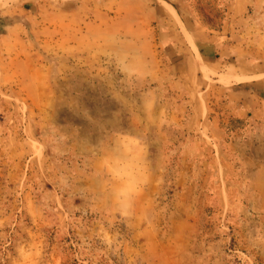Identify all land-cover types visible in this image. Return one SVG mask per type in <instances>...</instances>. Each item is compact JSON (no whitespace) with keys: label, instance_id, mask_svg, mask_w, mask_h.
Instances as JSON below:
<instances>
[{"label":"rangeland","instance_id":"obj_1","mask_svg":"<svg viewBox=\"0 0 264 264\" xmlns=\"http://www.w3.org/2000/svg\"><path fill=\"white\" fill-rule=\"evenodd\" d=\"M0 264H264V0H0Z\"/></svg>","mask_w":264,"mask_h":264}]
</instances>
